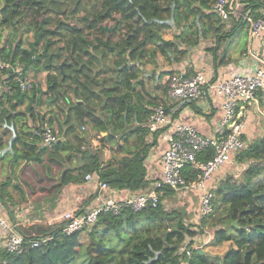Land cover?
I'll return each instance as SVG.
<instances>
[{"label":"trees","instance_id":"1","mask_svg":"<svg viewBox=\"0 0 264 264\" xmlns=\"http://www.w3.org/2000/svg\"><path fill=\"white\" fill-rule=\"evenodd\" d=\"M214 1L0 0V61L9 64L0 72L9 86L0 87V123L12 130V119L28 115L35 121L22 135L14 134L10 145L16 140L20 147L8 148L10 161L58 166L59 179L48 195L55 198L65 184H82L88 174L107 184V195L112 189L150 190L159 177H147L145 160L157 134L142 122L162 98L147 88L153 73L146 66L158 67L159 56L167 64L178 62L199 39H220L226 20L212 11ZM109 21L112 29L104 30ZM29 31L32 40L25 43L22 35ZM166 32L172 37H164ZM17 63L22 75L43 70L45 88L33 80L30 90L16 89ZM171 72L162 69L158 76ZM43 122L57 135L50 145L40 143ZM213 152L200 151L198 159ZM234 156L246 165L239 177L228 172L216 184L208 216L210 243L228 242L221 255L198 247L184 256L185 236L197 231L159 200L139 210L123 205L117 212L101 211L91 226L69 234L62 222L36 224L21 252L0 248V264H264V132ZM197 172L188 167L187 182ZM9 184L0 183V191ZM163 189L164 195L173 192Z\"/></svg>","mask_w":264,"mask_h":264},{"label":"built area","instance_id":"2","mask_svg":"<svg viewBox=\"0 0 264 264\" xmlns=\"http://www.w3.org/2000/svg\"><path fill=\"white\" fill-rule=\"evenodd\" d=\"M212 11L222 20L229 19L232 15L240 14L237 0H215L211 6ZM249 38L258 37L264 31V18L252 17L243 13ZM253 70L251 73L239 72L226 78L206 77L203 71L195 70L190 73L171 72L166 77L165 99L168 101H188L200 97L205 87L213 88L222 97L220 104L221 117L215 126L212 135L199 132L193 125L184 122H173L164 103L160 102L150 108V112L143 120V125L150 133H161L166 141L160 157L161 173L154 181L150 190L119 200L108 196L99 204L92 205L81 211H64L61 214L63 232L66 234L82 230L91 226L101 211L110 210L117 212L123 205H129L133 210H139L147 202L156 205L164 194L163 186H168L173 191L195 190L198 195L197 216L209 215L213 209L214 182L213 175L222 165L230 162L233 155L245 147L247 141L243 139L245 128L244 109L246 104L256 100L257 91L264 85V58L251 53ZM8 63L0 61V72L8 68ZM14 76L16 89L30 90L33 80L22 75L19 66ZM0 87L9 89L6 79L0 74ZM41 143L50 145L57 140V135L52 126L43 122L39 130ZM212 148V156L204 161L198 159L200 151ZM192 167L196 169V177L187 182L184 171ZM86 179L91 175H86ZM99 189L106 190L107 184L99 181ZM24 232L17 222L12 223L5 215L0 213V248L8 252L19 253L23 250ZM194 236H191L193 238ZM185 236L180 251L184 256H190L195 245ZM180 264H187L182 260Z\"/></svg>","mask_w":264,"mask_h":264},{"label":"crops","instance_id":"3","mask_svg":"<svg viewBox=\"0 0 264 264\" xmlns=\"http://www.w3.org/2000/svg\"><path fill=\"white\" fill-rule=\"evenodd\" d=\"M237 2L240 14L232 15L224 22V27L222 28L223 36L220 39L216 40L212 37L199 39L198 43L190 47L180 61H174L167 64L164 62L163 58L159 56L157 60L158 67L149 64L145 69L147 72H150V74L151 72L153 73V76L147 80V88L153 95H158L162 98L161 102L166 105L167 112L170 114L173 122L191 124L199 132L206 135L213 134L215 126L221 117V95H219L213 88L205 87V89L202 90L200 97L195 100L167 101L165 99V82L168 74H163L161 77L158 75L162 69L183 73L201 70L206 77L214 80L215 78H226L239 72L251 73L254 63L251 53L260 55L264 58V31L258 37L249 38L243 13L247 15L250 14L252 17L262 16L264 18V0H237ZM260 113L264 116V85L257 91L256 100L247 103L244 109L246 123L245 128L243 129V134L246 139H252L258 135L259 131L257 128L260 127L259 122L256 120V115ZM27 122L29 128H31L35 121L30 120V117L27 116ZM156 134V143L150 148L145 160L147 177L149 179L159 177L161 173L160 157L163 149L166 147V141L162 137V134ZM146 138L151 139L152 135H149ZM91 141L93 144L97 143V140L94 138L91 139ZM234 155L230 162L222 165V167H220L213 175L212 182H214V188L216 184L224 178L226 173L235 172L233 169L234 166L242 165V163L240 164L236 161ZM71 164L72 163L69 165L72 166L73 164ZM45 165L48 169L51 167H57V171L60 173V168L58 166L49 164ZM243 165L246 164L243 162ZM233 175L236 177L237 173H233ZM59 176L57 178L54 177L53 180L52 178L49 179L46 184L38 182L41 184L38 189L34 191V194H37L35 197L36 199L31 200L29 205L31 213L33 214L32 217H26L21 221V217H24L21 216L25 212L24 209L14 213L8 208H5V210L0 209V213L3 215L5 214V217L10 222H17L24 234L29 236L34 234L32 227L36 224H43L44 222L41 223V220L48 215H50V221L48 220L46 223H53V221L60 222L63 211L76 209L81 211L92 205L99 204L101 200L110 196V194L117 198L131 194L125 189H112L110 191L112 193L107 195L108 191L99 189L98 179L91 175V178L87 179L82 184H65L59 193V196L56 198L53 194L52 196H48L50 195V191H52L50 187L51 184L55 182L56 179H59ZM174 192L178 197L183 196L186 201L189 200L188 204L191 206H194V201H192V197H194V199H196L195 203L198 205L199 198L196 192L193 194L182 190ZM92 195H94V197ZM46 196L48 198H45ZM21 203L27 204L24 200ZM48 206L54 207L50 211L51 208H48ZM1 207L2 204H0V208ZM17 213H19V215H17ZM53 218L54 220L51 222V219ZM20 224H22V226H20ZM212 235L213 233L211 231H206L201 239H199L198 236L199 242L203 240L198 246L201 248L204 244L207 246L210 244L212 247L223 245L221 251L222 254L227 247L228 242H223L221 245H213L210 243ZM194 236H196V234H194ZM203 249L205 250V248ZM205 252L207 253V251ZM207 254L215 255L216 251L210 250V253Z\"/></svg>","mask_w":264,"mask_h":264},{"label":"rangeland","instance_id":"4","mask_svg":"<svg viewBox=\"0 0 264 264\" xmlns=\"http://www.w3.org/2000/svg\"><path fill=\"white\" fill-rule=\"evenodd\" d=\"M105 27H112V22H106ZM5 32L3 33V39L6 35V33L9 32V30H4ZM10 33V32H9ZM22 39L24 42H28L32 40V33L31 31L27 32L26 34L22 35ZM164 37L171 38L172 35L170 32H166L164 34ZM18 64V63H17ZM17 66L20 67L18 64ZM16 66V67H17ZM27 76L30 77L32 80H34L38 86L41 89L45 88V72L43 70H38L35 74L34 72L28 70L27 71ZM44 99V97H43ZM25 104H23L20 109L22 110L24 108ZM51 108V107H50ZM37 111H43L42 107H37ZM27 116H22L19 118V120H14L15 126L14 129L12 130H6L3 126L2 123H0V183L2 182H7L10 181V183L6 186V190L2 189L0 192V196L4 198L6 204H8V209L11 210L12 212H17L19 210L24 209L25 212L21 215L24 217H21V221L26 218V217H32L31 213V208H30V203L31 200L36 199L35 197L37 194H34V191L38 189L39 185L41 183H38L37 178L42 177L43 182H47L49 179L54 177L59 176V172L57 171V167H51L47 168L45 164H41L39 162L34 163L30 162L27 160H18V161H10V152L7 151L8 148L11 149H19V144L16 143V140L12 141V146L10 145L11 139H13L14 134L22 135L24 131H27L29 126L27 122ZM256 120L259 122V127L257 130L259 131L258 135L262 134L264 132V116L262 113L256 115ZM25 121V122H24ZM55 127V126H54ZM56 128V127H55ZM257 136V135H256ZM255 136V137H256ZM251 139H246L247 143ZM92 143V141H91ZM93 144V143H92ZM7 151V153H4ZM241 164V163H240ZM245 164V163H244ZM243 163L242 165L234 166V171L233 173H237L236 177H239L242 169H243ZM56 173V174H55ZM232 173V174H233ZM16 185V186H14ZM195 190H189V193H194ZM6 192L9 194V197L6 196ZM40 192V191H36ZM0 197V204H2V199ZM27 202L26 203H21L22 201ZM161 204L163 205L164 209L169 211V210H175L177 213H179V217L183 216V221H185V224L188 225L189 227L196 229V236L191 238L190 235L189 238H187L190 242L189 246L194 247H199V243H202L198 241V236L199 239L204 236L206 231H211L210 225H212L211 221V216L208 217L209 215H206L203 217V221H201V217L197 216V207L198 205L195 203L196 199L192 197V201H194V206L189 205V200L186 201L183 196L178 197L175 192L173 191L172 193L162 195L160 197ZM20 202V204H19ZM11 203V204H10ZM26 204V205H25ZM196 207V209H195ZM5 206L2 204V207L0 208L1 210H5ZM47 208V205H46ZM194 209V210H193ZM68 211V210H67ZM71 211H79L78 209L76 210H71ZM5 212V211H4ZM64 212V211H63ZM62 212V213H63ZM5 215V214H4ZM19 215V213H17ZM49 216L45 217L44 219L41 220V223L44 222L46 223L49 220ZM54 220L51 219V222ZM50 221V220H49ZM61 221V218H60ZM197 221V222H196ZM54 222V221H53ZM22 226V224H20ZM202 229V230H201ZM221 245V244H220ZM223 246V245H222ZM222 246L218 247H212V245L209 244L203 245L202 247L205 248V251L207 253H210V250H215L216 254L219 255L221 254V251L223 249ZM215 254V255H216Z\"/></svg>","mask_w":264,"mask_h":264},{"label":"water","instance_id":"5","mask_svg":"<svg viewBox=\"0 0 264 264\" xmlns=\"http://www.w3.org/2000/svg\"><path fill=\"white\" fill-rule=\"evenodd\" d=\"M103 28H104V30H110V29H112L110 27H105V26ZM158 39H160L161 41L163 40V38L161 36H158Z\"/></svg>","mask_w":264,"mask_h":264},{"label":"clouds","instance_id":"6","mask_svg":"<svg viewBox=\"0 0 264 264\" xmlns=\"http://www.w3.org/2000/svg\"><path fill=\"white\" fill-rule=\"evenodd\" d=\"M194 236V235H193ZM198 248V247H197Z\"/></svg>","mask_w":264,"mask_h":264}]
</instances>
